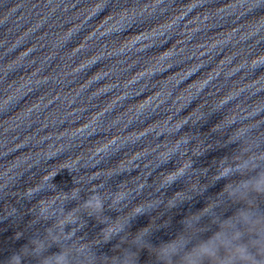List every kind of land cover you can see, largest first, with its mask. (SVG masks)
Instances as JSON below:
<instances>
[{"label": "water", "instance_id": "1", "mask_svg": "<svg viewBox=\"0 0 264 264\" xmlns=\"http://www.w3.org/2000/svg\"><path fill=\"white\" fill-rule=\"evenodd\" d=\"M34 242L43 245L40 254L35 252ZM60 251L69 255L71 264H112L115 260L76 243L0 220V264H12L16 256L20 264H42L44 257Z\"/></svg>", "mask_w": 264, "mask_h": 264}, {"label": "clouds", "instance_id": "2", "mask_svg": "<svg viewBox=\"0 0 264 264\" xmlns=\"http://www.w3.org/2000/svg\"><path fill=\"white\" fill-rule=\"evenodd\" d=\"M249 161H245L244 166L247 167ZM231 172V169H225L221 174V178L227 176ZM256 189L260 192H264V178L256 181ZM143 211V210H141ZM138 211L136 213H139ZM113 233H108L105 239H108ZM220 242L228 245L229 253L226 256H217V240L205 242L196 248L190 255L185 257L184 264H204L205 260L210 262L214 261V264H264V235L259 237V242L255 249L244 242L236 243L232 240L226 239L224 236L217 238ZM138 242L143 241V235L137 237ZM35 252L40 254L43 249V245L35 243ZM184 245L181 242H169L161 247L159 256L162 258L164 264H167V260L172 257L173 253H177ZM12 264H20L19 256L13 257ZM42 264H71L69 255L63 251L59 253L44 257ZM112 264H117L116 260H113ZM119 264H133V257L126 255Z\"/></svg>", "mask_w": 264, "mask_h": 264}]
</instances>
